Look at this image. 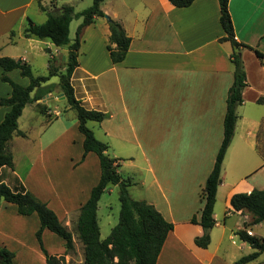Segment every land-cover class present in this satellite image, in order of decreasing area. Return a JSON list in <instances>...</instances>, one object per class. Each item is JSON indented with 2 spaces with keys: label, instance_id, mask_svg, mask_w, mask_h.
I'll list each match as a JSON object with an SVG mask.
<instances>
[{
  "label": "crops",
  "instance_id": "1",
  "mask_svg": "<svg viewBox=\"0 0 264 264\" xmlns=\"http://www.w3.org/2000/svg\"><path fill=\"white\" fill-rule=\"evenodd\" d=\"M39 2L52 12L62 5H71L78 12L90 6L92 0H0V57L21 59L28 64V58L23 55L27 49L34 55L45 51L48 69L52 52L60 46L23 35L29 20L43 23L47 18ZM100 8L104 15L95 16L80 34L78 64L70 83L81 106L106 114L100 122H89L98 123L95 127L100 137L92 130L97 139L108 145L107 154L118 162H130L134 172L140 174L134 183L142 187L143 197L137 200L152 204L173 224L156 264H236L254 249L236 234L251 217L232 209L230 198L234 193L264 189V103L257 101L264 98V0H229L228 3L235 39L249 46L235 50L243 63L246 85L242 101L236 107L234 135L222 162L213 211L215 224L206 248L195 244L203 229L190 219L199 216L201 191L223 139L226 97L234 72L231 61L234 49L229 41L220 40L224 31L219 23L218 0H194L187 7H176L169 0H104ZM74 20L77 28L81 18ZM109 20L119 22L130 37L125 57L117 63L111 61L106 47ZM71 23L70 43L76 33L75 29L74 36H70ZM21 47H24L22 54L18 53ZM62 49L66 61L68 48ZM3 75L22 86L29 83L18 69L5 71L0 66V97H8L11 91L9 83L2 80ZM52 94L53 91L46 94L52 98L36 99L24 107L18 119V132L8 141L13 167L7 168L12 172L13 151L23 139L29 140V129L20 126L26 109L29 119L31 111L44 115L47 122L61 114L56 107L50 109L56 105ZM59 104L64 105L63 111L71 109L64 102ZM8 109L0 105V122ZM51 112L56 116H51ZM77 125L76 120L73 128L78 131ZM83 139L78 131L69 141L81 144L82 154ZM55 141L49 144L43 141L42 148L48 144L47 151L53 153ZM90 156H94L99 174L95 153L88 152L81 163ZM137 161L143 165H136ZM4 168H0L1 181L12 189L19 184L26 188L17 175L5 179ZM98 178L99 175L96 182ZM61 179V184H56V188L60 186L59 201L52 195L49 204L59 219L65 207H80L96 184L82 196L70 187L64 188L63 185L70 184ZM35 217V213L19 215L13 203L6 202L0 207V247L14 252V264H46L36 239L39 219ZM252 226L264 230V221L248 227L254 236L264 235V231L258 234ZM31 234L37 243H30ZM55 236L47 229L42 232L44 248L49 254L68 256L64 254V241ZM259 257L262 259L254 264L264 261V252Z\"/></svg>",
  "mask_w": 264,
  "mask_h": 264
},
{
  "label": "trees",
  "instance_id": "2",
  "mask_svg": "<svg viewBox=\"0 0 264 264\" xmlns=\"http://www.w3.org/2000/svg\"><path fill=\"white\" fill-rule=\"evenodd\" d=\"M103 1L92 0L89 7L78 12H75L71 5H62L57 12H52L39 2V7L46 11V20L43 23H35L29 20L25 27L23 35L26 38L49 40L56 46H67L68 52L64 71L54 73V70L48 65L46 75H35L31 66L23 60H15L7 56L0 57V66L5 71L18 69L20 75L29 80L28 85L22 86L7 75L2 76V80L9 83L11 91L8 97H0V105L9 108L0 122V168L13 167V156L8 149V141L15 132H18V119L24 107L36 99L43 98L44 95L52 92L58 86L59 92L64 95V102L69 108L75 110L78 131L84 136L82 160L88 152H93L96 154L99 164L98 181L91 187L89 196L79 207L75 222V232L83 245V264H156L162 245L172 230L173 224L164 219L152 204L130 196L128 186L132 184V181L118 172L119 162L117 158L107 154L108 145L97 139L93 130L87 126L89 121H102L106 114L81 106L75 98L70 83L72 72L78 64L77 52L80 34L86 25L93 22L95 16L104 15L100 8ZM169 1L176 7H187L194 0ZM218 3L219 23L224 31V36L220 40L229 41L234 49L231 54L234 72L233 82L226 97L223 139L214 165L201 191L202 207L199 216L197 218L196 215H193L190 219L192 223L199 224L203 229L202 235L194 240L197 246L203 248L208 246L210 230L215 224L213 211L217 187L221 181L222 162L234 135L237 119L236 107L242 101V90L246 85L243 63L235 50L240 46L249 47L235 39L233 22L228 8L229 0H218ZM79 18H81V22L76 28L74 40L70 43V22ZM108 27L110 33L106 47L111 61L117 63L124 59L129 48L130 37L121 24L115 20H109ZM255 52L259 57H262L259 51L255 50ZM49 61L51 63L50 59ZM54 75L58 77L57 83H47ZM257 101L264 103V98H258ZM110 185L118 186L120 210L118 222L111 228L108 236L102 239L97 216L98 201ZM0 198L15 204L19 215L26 216L33 213L37 215L39 228L36 231V238L45 256L46 264H62L63 255L49 254L44 248L41 238L42 232L47 229L60 237L64 241V254H69L74 250L73 232L61 222L47 203L38 199L23 185L19 184L15 189H12L1 179ZM230 205L232 209L246 212L251 217L245 228L236 232L242 241L248 242L254 249L253 252L236 261V264H245L264 252V240L254 235L250 236L246 232L249 226L264 221V189H253L248 193H234L230 198ZM14 255V252L0 247V264H14Z\"/></svg>",
  "mask_w": 264,
  "mask_h": 264
},
{
  "label": "rangeland",
  "instance_id": "3",
  "mask_svg": "<svg viewBox=\"0 0 264 264\" xmlns=\"http://www.w3.org/2000/svg\"><path fill=\"white\" fill-rule=\"evenodd\" d=\"M75 22L76 21L73 19L71 23V37L74 36V31L76 29ZM21 48L22 49L19 50L18 53L22 54L24 47ZM62 48H64V46L56 49L55 53L52 52V57L49 58L51 60V63L49 61V66L52 70H54V73L64 71L66 65V61L64 60L66 53ZM54 54H56V57ZM23 55L28 58V64L31 66L35 75H46L48 73V69L46 67V62L48 60L47 52L38 51V54L34 55L33 51L27 49L26 53ZM24 81L27 82V78H25ZM57 81L58 77L54 75L50 78L48 83H57ZM59 91V87L56 86L52 94L54 95L53 100L56 102V105L54 103L53 107L50 108L53 110L54 107H56L55 109L60 111L61 114L58 115L57 118H53L47 122L44 115H36L35 112L30 111L29 119L26 115L29 109H26L20 120V126L29 129V140L23 139V143L21 142V145L13 151L14 172H12L11 168H4V172L6 173L5 179L13 176V174L17 175L26 188L38 199L46 202L48 206L50 204V200H52L50 198L52 195L56 197L57 201H59L57 196L59 195L60 186L56 188V184H61V178H64V180L70 184H67L68 186L63 185L64 188L70 187L71 190L84 196L85 194L87 195L90 187L96 182L97 175H99L98 165L94 160V156H90L86 159V161L81 163V144L78 145L77 143H69L72 136L78 133L77 129L73 128L74 123L77 120L76 112L74 109L63 111L64 105L59 103H63L65 98L61 99L59 97ZM64 104L67 106L65 102ZM54 114V112H51V116H56ZM96 124L98 123L88 122L87 126L90 129H95L96 136L99 138L100 135L95 127ZM54 139H56V141L52 143V147H54L56 151L50 153L47 151L46 146H48L49 142L54 141ZM43 141L48 144L44 145L42 148ZM43 151H45L44 155L42 154ZM134 163L138 166L143 165V162L140 161ZM117 168L123 176L125 178H129L132 183L139 179L138 177L140 174L138 172H134L135 167L130 162L119 161V166ZM118 191L119 189L117 185H110L102 193L101 198L98 201L97 216L100 227V237L102 239L108 236L111 228L118 222L120 210ZM128 192L134 199L143 197V189L137 183L134 187L129 185ZM3 203L6 202L0 198V207ZM75 206L76 205L72 207L70 205L67 208L65 207V209H62L63 212H61L60 220L73 232L74 238V250L66 257L63 255L62 264H83V245L75 232V222L79 212V207ZM35 218L37 220V217ZM36 222L34 224L35 227H37ZM252 229L258 234H263L264 231L258 226H252ZM29 233L30 232H28V234ZM28 237L31 239L30 243H33V241L36 242L37 238L35 239L33 234L28 235ZM28 237L26 240L29 239ZM260 238L264 240V235ZM260 259H262V257L253 260L251 263L254 264ZM41 260H43V257H41ZM114 260L116 261L117 259L115 258ZM260 264H264V261Z\"/></svg>",
  "mask_w": 264,
  "mask_h": 264
},
{
  "label": "water",
  "instance_id": "4",
  "mask_svg": "<svg viewBox=\"0 0 264 264\" xmlns=\"http://www.w3.org/2000/svg\"><path fill=\"white\" fill-rule=\"evenodd\" d=\"M59 95V97L61 98V99H64V95L62 94V93H60V94H58ZM49 98H52V97H48V95H44L43 96V101H45L46 99H49Z\"/></svg>",
  "mask_w": 264,
  "mask_h": 264
},
{
  "label": "built area",
  "instance_id": "5",
  "mask_svg": "<svg viewBox=\"0 0 264 264\" xmlns=\"http://www.w3.org/2000/svg\"><path fill=\"white\" fill-rule=\"evenodd\" d=\"M246 232H247V234L250 235V236H253V235H254L253 232H252L250 229H247Z\"/></svg>",
  "mask_w": 264,
  "mask_h": 264
}]
</instances>
